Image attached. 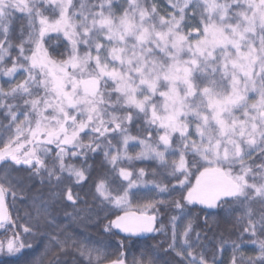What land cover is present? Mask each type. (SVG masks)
I'll use <instances>...</instances> for the list:
<instances>
[{
	"label": "snow or ice",
	"instance_id": "1",
	"mask_svg": "<svg viewBox=\"0 0 264 264\" xmlns=\"http://www.w3.org/2000/svg\"><path fill=\"white\" fill-rule=\"evenodd\" d=\"M0 254L264 264V0H0Z\"/></svg>",
	"mask_w": 264,
	"mask_h": 264
},
{
	"label": "trees",
	"instance_id": "2",
	"mask_svg": "<svg viewBox=\"0 0 264 264\" xmlns=\"http://www.w3.org/2000/svg\"><path fill=\"white\" fill-rule=\"evenodd\" d=\"M81 195H83V193H81ZM21 214H23V213L21 212ZM61 223H69V222L66 221L63 217H61ZM69 227L76 230V231L80 230L77 227V225H75V224L69 223ZM90 235H91L92 239L100 238L99 234L96 232L95 228L90 229ZM137 243H139V242H135V241L132 242L133 246H135V244H137ZM27 259H28L27 255L21 256V257H9L6 255H3L2 257H0V264H26Z\"/></svg>",
	"mask_w": 264,
	"mask_h": 264
},
{
	"label": "rangeland",
	"instance_id": "3",
	"mask_svg": "<svg viewBox=\"0 0 264 264\" xmlns=\"http://www.w3.org/2000/svg\"><path fill=\"white\" fill-rule=\"evenodd\" d=\"M3 255L2 254H0V257H2Z\"/></svg>",
	"mask_w": 264,
	"mask_h": 264
}]
</instances>
